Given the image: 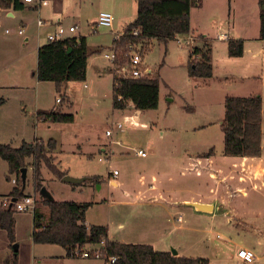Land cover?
<instances>
[{
    "label": "rangeland",
    "instance_id": "374dc122",
    "mask_svg": "<svg viewBox=\"0 0 264 264\" xmlns=\"http://www.w3.org/2000/svg\"><path fill=\"white\" fill-rule=\"evenodd\" d=\"M252 2L199 0V5L193 6L192 18L213 36L220 20L232 13L234 18L245 16ZM100 11H110L115 18L112 29L121 31L133 21L136 5L134 0H50L41 8L44 19H60L65 27L75 24L73 34L85 37L88 50L85 80L68 82L63 94H52L50 83L42 85L47 99L55 102L56 95L62 97L56 106L71 113L74 121L54 122L50 127L40 124L37 132L45 140H56L52 163L83 180L64 182L41 163V185L55 200L89 202L85 223L107 226L111 240L137 242L143 236L161 233L170 252L178 248L183 255L214 258V264H237L236 259H219L245 247L254 252L255 258L244 264H264V123L259 157L243 160L238 166L233 164V156L223 154V95L243 96L248 89L235 76H189L187 47L176 39L166 44L153 41L143 48V63L153 70V76L159 77L158 106L139 114V122L146 123L145 127L125 122L124 116L133 114L135 107L128 102L124 108L112 106L113 75L104 53L108 52L114 33L110 27L94 24ZM39 29L37 34L43 41L49 28ZM179 37L184 39L186 35ZM27 45L24 46L29 48L31 43ZM21 49L17 44L15 52ZM118 121L123 127L114 128L112 135L106 136L105 130ZM116 138L126 146L112 144L116 151L108 158L99 146ZM139 148L146 152L145 157L136 154ZM210 148L209 166L195 168L188 163L189 157L204 156ZM114 170L116 175L112 174ZM214 171L219 176L225 173V182L217 183V177L209 174ZM6 174L7 163L0 158V201L16 185ZM94 175L101 177L99 182L91 177ZM111 179L117 181L116 186L110 183ZM23 193L32 195L34 208L48 216V207L33 185L32 166L27 168ZM198 195L218 199L220 207L215 213L198 211L181 201L183 197ZM174 200L176 204L170 207ZM32 215L30 210L14 209L12 246L6 231L0 228L1 263L7 257L5 251L10 256L13 244H17V264H103L102 258L66 256L65 248L59 244L34 243L30 236Z\"/></svg>",
    "mask_w": 264,
    "mask_h": 264
},
{
    "label": "trees",
    "instance_id": "16d2710c",
    "mask_svg": "<svg viewBox=\"0 0 264 264\" xmlns=\"http://www.w3.org/2000/svg\"><path fill=\"white\" fill-rule=\"evenodd\" d=\"M136 16L129 22L118 40L112 44L124 50L128 43L141 44V50L153 41L166 44L176 35L190 32V9L199 5V0H135ZM259 4V38L264 39V0ZM22 8L19 0H0V9ZM139 30L137 35L133 29ZM202 48L194 46L188 53L187 72L189 76H212V64L209 56L210 44L204 35ZM227 53L238 57L243 53V39L227 38ZM144 54V53H143ZM88 50L85 37H67L56 41H46L37 49L36 78L54 83L55 91L64 93L69 81H83L86 78ZM198 58L197 60L195 59ZM159 77L124 78L113 76L112 106L124 108L131 102L135 109H155L158 106ZM37 116L44 121L69 123L74 121L71 113H65L58 107L50 110H38ZM223 132V154L237 157H259L262 151V98L259 94L249 96H226L224 99V117L221 121ZM56 149V140L35 138L22 141L20 145L0 142V158L7 162L6 178L15 174L17 183L7 197L21 199L24 196L20 178L22 167H33V185L39 190L41 185V163L60 179L66 174L52 163L51 153ZM210 148L204 156H210ZM98 182L100 176H91ZM90 177V178H91ZM89 178V179H90ZM41 195V194H40ZM43 203L48 207L45 217L39 209L32 214L31 239L34 243H53L65 248L66 256H75V250L84 245H101L104 255H115V264H209L206 257H186L173 255L170 251L155 250L145 243H126L107 239V226L85 223V212L89 202L49 199L43 195ZM14 206L0 204V228L7 233L10 245L15 242ZM14 245V244H13ZM0 264H17V250Z\"/></svg>",
    "mask_w": 264,
    "mask_h": 264
},
{
    "label": "crops",
    "instance_id": "0c3cea01",
    "mask_svg": "<svg viewBox=\"0 0 264 264\" xmlns=\"http://www.w3.org/2000/svg\"><path fill=\"white\" fill-rule=\"evenodd\" d=\"M57 1V0H56ZM248 2L250 0H244ZM137 10V4L134 0ZM50 3V1H49ZM48 3V4H49ZM47 6V5H46ZM44 7V6H43ZM256 8V10H255ZM259 4L258 0H254L247 8L246 15L241 18H234V13L229 14L228 18H224L218 22L216 26V31L213 36H210L206 32L205 26L201 25L198 22H195L192 18L193 7L190 9V32L195 39L194 46L202 48L203 41L199 37L200 34L204 35L207 38L208 43L210 44L209 56L211 58L212 64V76L205 77L207 79L221 77L235 76L240 79V82L243 83L244 88H247L248 91L244 93L243 96L256 95L259 94L262 98V131L264 123V39L259 38ZM256 14H255V11ZM110 12V11H109ZM111 13V12H110ZM41 8L40 11H36L27 6L23 5L22 8L14 9L12 7L7 9H0V142L10 143L13 146H18L22 141H32L35 138H41L38 136V127L41 124L47 125L50 127L54 122L44 121L37 116L38 110H50L54 107H57L56 102H52V99H47L45 97L42 85L43 83H50L52 94L55 91L54 83L51 81H40L36 78L35 71L37 67V49L40 45L44 44L46 40V35L48 32L52 31L54 24L60 22V19L53 20L52 18L44 19L41 17ZM112 14V13H111ZM113 16V14H112ZM136 16V13H135ZM258 17V18H257ZM38 18H41L45 22H50L51 24H45L43 26L37 25ZM97 18V17H96ZM135 18V17H134ZM133 18V19H134ZM113 16V22H114ZM259 20V21H258ZM96 19L93 20L95 24ZM112 22V26H113ZM127 24L124 25V28ZM19 26H23L25 32L22 35L17 33ZM110 27V30L115 32H123L124 28L121 31H114ZM46 27L49 28L46 30L44 35V40L40 41V37L37 34V29ZM7 30V31H6ZM40 30V29H39ZM96 30V29H94ZM36 33V35H35ZM218 35H221L219 38ZM82 35H74L73 32L68 34V37L79 38ZM227 38H241L243 39V53L238 57H230L227 53ZM28 43L29 48L24 46ZM17 44L23 49L20 52H15V47ZM28 46V45H27ZM189 53L190 49L187 48ZM29 54L31 56H29ZM110 69V67H109ZM233 70V71H232ZM230 74V75H226ZM204 78V77H202ZM204 79V80H207ZM70 82V81H69ZM206 83V82H204ZM245 83V84H244ZM68 85V82L65 85ZM85 85V84H84ZM58 96V95H56ZM54 97V101L56 99ZM224 99L227 95H223ZM64 98V96H63ZM62 101V97H61ZM58 102V103H61ZM128 105L132 106L133 104L129 101ZM59 108V107H58ZM142 113L140 109H134V113L138 118V123L142 127H145L146 123L139 122V114ZM129 116V115H128ZM126 117V115L124 116ZM45 140V139H43ZM119 143H116V142ZM112 144L118 145L120 148H124V145L120 139H110L109 143L101 144L99 150L106 155L108 158L112 157L115 154V148ZM122 150L120 152L121 156L125 154ZM56 153V149L54 154ZM126 156V155H125ZM255 158V157H237L233 156L232 161L234 165L240 166L243 160ZM211 162L210 156H191L188 159V163L195 168L199 166H209ZM7 163V162H6ZM8 169V166H7ZM67 174V173H66ZM211 177L218 180L217 183L225 182L226 174L218 175V172H209ZM219 176V177H218ZM241 178V177H240ZM112 185H117V181L114 179L110 180ZM150 188L153 189L154 185L150 184ZM149 188V189H150ZM146 188L142 190L141 194L145 192ZM10 193L7 192L5 196ZM51 194V193H50ZM162 194L159 193V196ZM53 197V196H52ZM164 197V196H163ZM163 201V200H161ZM184 204L186 202H204L213 204L212 213H215L216 210L220 207L218 199L205 198L204 196H189L183 197L181 199ZM1 202V201H0ZM176 204V200L172 201V205ZM188 205V204H187ZM33 219V215H32ZM179 219V217H178ZM90 225V224H86ZM32 231V228H31ZM160 232V231H159ZM165 233V232H164ZM31 234V233H30ZM107 239H110L108 234ZM111 240V239H110ZM126 243H145L150 244L155 250L169 251L168 245L166 246L165 235L157 233L156 235L143 236L141 241L137 242H126ZM10 245V243H9ZM6 243L4 244V251L6 250ZM177 255L194 257L183 255L178 248ZM6 256H9V251H5ZM9 252V253H7ZM218 256V255H216ZM5 257V258H7ZM259 258V256H257ZM209 260V264H214V258L206 257ZM34 259V256H33ZM237 260L235 263L244 264V262L236 256V250H232L226 255L222 256L219 260ZM220 264V263H219Z\"/></svg>",
    "mask_w": 264,
    "mask_h": 264
},
{
    "label": "built area",
    "instance_id": "2783aa9c",
    "mask_svg": "<svg viewBox=\"0 0 264 264\" xmlns=\"http://www.w3.org/2000/svg\"><path fill=\"white\" fill-rule=\"evenodd\" d=\"M50 0H19L23 5H27L33 9L39 10L43 6L48 5ZM113 22V16L109 11H100L97 15L95 25L100 27H111ZM45 24H51L50 22H45L41 18H38L37 25L43 26ZM52 31L48 32L46 35L47 41H56L61 40L68 37L69 33H72L76 30V25L72 24L68 27L63 26L60 22H56ZM7 31V30H6ZM25 30L23 26H19L17 33L19 35L24 34ZM139 30L137 28L133 29L132 33L137 35ZM123 32L114 33V39L118 40ZM181 35V34H179ZM176 35V41L181 45L192 50L194 47V37L189 33L185 34L186 38L182 39ZM220 38L221 35H218ZM104 56L110 62V70L112 71V75L124 77V78H141V77H152L153 70L143 63V53L141 50V44L139 43H128L124 50H120L116 47L115 44H111L108 52L104 53ZM61 101V96H56L55 102L58 103ZM129 121L131 125L140 124L138 123V118L135 114H130L129 116L124 117V121ZM123 127V123L113 122L109 128L105 130L106 136H111L113 129H120ZM116 143H119L118 141ZM136 154L142 157L146 156V152L139 148L136 150ZM113 175L117 174V171L114 170L112 172ZM10 177V181L15 185L17 183V177L15 174ZM0 204L2 206H7L13 204L14 208L17 211H25L30 210L33 212L34 210V197L32 195H24L21 199H15L11 197H5L1 200ZM218 237V235H217ZM104 241L102 240L99 244L92 245L82 249L75 250V255L88 258V257H96L102 258L103 264H115L117 261V257L115 255H104L103 250L101 249V245H103ZM236 256L241 259L244 263L252 262L255 258V254L251 249L240 247L236 251Z\"/></svg>",
    "mask_w": 264,
    "mask_h": 264
},
{
    "label": "water",
    "instance_id": "95a60500",
    "mask_svg": "<svg viewBox=\"0 0 264 264\" xmlns=\"http://www.w3.org/2000/svg\"><path fill=\"white\" fill-rule=\"evenodd\" d=\"M26 172H27V168L26 167H22L20 170V178H21V182L24 186L25 180H26ZM62 181L64 182H70V183H79L83 180V178H79V177H73L70 176L68 174H65L62 178ZM40 194L52 199V195L50 194V192L44 187L42 186L40 189ZM188 205H191L192 207H194L196 210L198 211H205L207 212L208 210L212 211L213 210V204L211 203H204V202H186ZM14 250H17V244L13 245ZM171 253L173 255H177V251L176 249L172 248ZM196 264H201V263H196Z\"/></svg>",
    "mask_w": 264,
    "mask_h": 264
}]
</instances>
